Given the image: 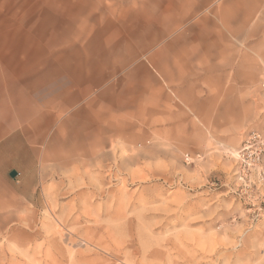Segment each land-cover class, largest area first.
Here are the masks:
<instances>
[{"label": "rangeland", "instance_id": "1", "mask_svg": "<svg viewBox=\"0 0 264 264\" xmlns=\"http://www.w3.org/2000/svg\"><path fill=\"white\" fill-rule=\"evenodd\" d=\"M167 2L0 0V34L3 17L15 5L27 18L24 29L33 33L44 11L57 3L61 23L68 21L69 34L71 27L75 33L77 61L82 41L90 38L93 45L100 34L108 39L122 31V22L138 27L153 11L161 14ZM85 6L96 7L89 19L83 18ZM196 9L174 35L190 25L189 33L177 34L171 43L214 36L219 48L225 43L241 52L236 58L257 68L240 128L214 133L206 144L198 139L168 144L162 130L91 131L80 123L73 130L76 154L68 155L73 170L52 171L42 191L0 227V264H264V152L263 171L243 170L238 157L252 132L264 130V0H203ZM174 35L138 57L145 60ZM144 36L152 37L140 33L137 39ZM164 47L155 58L163 57ZM104 131L107 137L96 143ZM257 145L253 141L250 149ZM187 152L200 157L188 164Z\"/></svg>", "mask_w": 264, "mask_h": 264}, {"label": "crops", "instance_id": "2", "mask_svg": "<svg viewBox=\"0 0 264 264\" xmlns=\"http://www.w3.org/2000/svg\"><path fill=\"white\" fill-rule=\"evenodd\" d=\"M168 2L161 14L153 11L138 27L132 23L125 27L122 22L124 34L110 33L104 40L100 34L93 45L90 38L82 41L77 47L83 55L77 61L75 33L71 27L69 34L68 21L61 23L57 3L44 11L33 33L24 29L27 18L19 6L3 17L0 227L10 224L13 210L26 208L32 200L29 197L42 191L43 179L52 171L73 170V156L67 162L63 158L73 154V130L80 123L91 131L140 126L162 130L168 144H175L172 140L176 139L183 144L197 139L206 144L212 134H226L243 124L248 107L244 98L258 78L257 68L253 66V71L250 62L236 58L241 52L236 54L225 43L219 48L214 36L206 42L171 43L177 34L189 33L190 25L174 35L185 17L193 15L190 10L202 7L203 0ZM86 8L83 18L89 19L96 7ZM172 15L174 21L165 20ZM89 31L83 35L89 33V37ZM140 33L151 34L150 41L145 36L137 39ZM170 34L174 36L145 60L138 57ZM162 46L166 52L155 58ZM128 48L132 52L124 58ZM12 171L16 176H11Z\"/></svg>", "mask_w": 264, "mask_h": 264}, {"label": "built area", "instance_id": "3", "mask_svg": "<svg viewBox=\"0 0 264 264\" xmlns=\"http://www.w3.org/2000/svg\"><path fill=\"white\" fill-rule=\"evenodd\" d=\"M253 141H256L258 144L256 149H250ZM263 152H264V130L254 131L249 136L247 142L245 143V146L240 151H238V157L240 158V161L243 165V170L247 169L249 171L250 169L259 168V170L263 171L261 164ZM199 157L200 155L198 154L193 155L187 152L184 154V161L188 164L193 163L195 159Z\"/></svg>", "mask_w": 264, "mask_h": 264}, {"label": "bare ground", "instance_id": "4", "mask_svg": "<svg viewBox=\"0 0 264 264\" xmlns=\"http://www.w3.org/2000/svg\"><path fill=\"white\" fill-rule=\"evenodd\" d=\"M251 29H252V28H251ZM254 29H255V28H254ZM130 52H132V49H131V48L126 49V51H124V53H123V54H124L123 57H124L126 54H127V58L130 57V55H129ZM128 55H129V56H128ZM124 58H126V57H124ZM143 64H144V63H143ZM142 66H143V65H142ZM142 66H141V67H142ZM72 123H73V122H72ZM89 126H90V125H89ZM76 128H77V127H76ZM85 130H86V129H85ZM119 136H120V135H119ZM102 137H103V138H104V137H107V133H106V131L103 132V135L100 134L99 139H100V138H101V139H100V141H98V142H96V143L99 144V143L103 140ZM97 146H98V145H97ZM77 147H78V146H77ZM11 148H12V147H11ZM15 148H17V147H15ZM73 150H75V152H73V154L75 155V154H76V147L73 148ZM89 152H90V151H89ZM81 153L83 154L84 152H81ZM84 154H85V153H84ZM89 155H90V154H89ZM58 156L60 157V154H59ZM84 156H85V155H84ZM67 158H68V156H67L65 159H67ZM64 162H65V161H64ZM24 165H25V164H24ZM35 168H36V167H35ZM35 168H34V169H35Z\"/></svg>", "mask_w": 264, "mask_h": 264}, {"label": "water", "instance_id": "5", "mask_svg": "<svg viewBox=\"0 0 264 264\" xmlns=\"http://www.w3.org/2000/svg\"><path fill=\"white\" fill-rule=\"evenodd\" d=\"M16 174H17L16 171H12V172H11V176H12V177L16 176Z\"/></svg>", "mask_w": 264, "mask_h": 264}]
</instances>
